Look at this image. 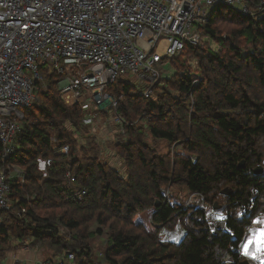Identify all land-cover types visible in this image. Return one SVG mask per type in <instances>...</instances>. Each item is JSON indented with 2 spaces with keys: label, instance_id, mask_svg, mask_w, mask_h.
<instances>
[{
  "label": "trees",
  "instance_id": "obj_1",
  "mask_svg": "<svg viewBox=\"0 0 264 264\" xmlns=\"http://www.w3.org/2000/svg\"><path fill=\"white\" fill-rule=\"evenodd\" d=\"M201 35L170 59L175 73L162 78L156 99L130 95L123 77L109 86L127 123L113 143L123 175L100 157L85 110L67 105L61 75L41 67L45 85L37 82L36 101L23 109L24 127L6 161L0 142V173L17 165L28 174L25 183L7 179L11 206L1 212L0 264L25 245L46 248V259L72 250L77 264H102L94 260L91 239L104 227L112 241L108 264L244 259L242 247L264 217V17L218 6ZM149 136L178 143L176 154L161 153ZM64 145L67 154L55 152ZM48 158L53 164L45 174L40 159ZM168 186L199 193L206 207L172 203ZM209 207L224 215L223 226ZM178 225L185 231L181 243L162 240L163 228Z\"/></svg>",
  "mask_w": 264,
  "mask_h": 264
},
{
  "label": "built area",
  "instance_id": "obj_2",
  "mask_svg": "<svg viewBox=\"0 0 264 264\" xmlns=\"http://www.w3.org/2000/svg\"><path fill=\"white\" fill-rule=\"evenodd\" d=\"M218 6L242 16L264 17V0H0L3 160L10 157L15 137L24 127L23 109L36 101L42 66L61 75L60 89L68 106L76 105L88 91L91 98L84 101H92L97 109L107 105L117 133H125L126 120L117 110L120 97L109 86L123 77L132 86L130 95L156 99L162 84L159 67L180 55L186 42L201 41V28ZM161 43L164 54L158 51ZM193 84L199 85V79ZM177 147L175 143L173 151ZM55 152L67 154L69 146ZM52 164V158L40 159L39 167L47 174ZM66 176L70 183L75 181L70 171ZM9 177L25 183L28 174L17 165L0 173V223L1 212L11 206ZM171 196L165 191L167 199ZM76 256L68 250L35 264H77Z\"/></svg>",
  "mask_w": 264,
  "mask_h": 264
},
{
  "label": "rangeland",
  "instance_id": "obj_3",
  "mask_svg": "<svg viewBox=\"0 0 264 264\" xmlns=\"http://www.w3.org/2000/svg\"><path fill=\"white\" fill-rule=\"evenodd\" d=\"M226 8L230 9L229 7H226ZM213 45H215V44H213ZM158 51L161 54L165 53L166 48L164 46V43H161L159 45ZM194 66H195V62L192 63V67L193 68H194ZM159 70L162 73V78L163 79H169L175 73V68L170 63V59L166 60V62H164V64L161 67H159ZM195 79H198V78H195ZM61 80L62 79H60V81ZM42 82H43V85H45V81L42 80ZM43 85H42V87H43ZM59 87H60V82H59ZM37 91L35 93L36 96H37ZM83 93H84L83 95H84L85 99L91 98L90 92L84 90ZM72 105H74V104H72ZM76 106H78V105H74V106H72V108H76ZM80 106L85 110V113H86L85 117L88 119V122H86L87 123V128H88L87 131L90 134H93L94 136L99 137V136L102 135V136L107 138L109 136L108 133L111 132V129L115 125V122L112 119H110V118H112V113L111 112L109 113L107 105L102 107V109H100V108L97 109L95 107V105L92 103V101H84V102H82L80 104ZM95 122H97L96 125H94ZM94 127L96 129H94ZM97 127L100 128V130L107 129L108 131L107 132H103V134H99L98 133L99 129H97ZM81 132L84 133V130H82ZM115 134H117V133H115ZM78 136L80 137V134ZM148 138H149V142L151 144H154V145L159 147L161 153H167L168 151H172L171 153L173 155L176 154V152H173V146L168 144L166 141L154 140L151 136H149ZM114 152L117 153L116 150ZM117 171H119L120 174L123 175V174H125L126 167H125L124 171H122V170H117ZM168 190L170 192H172L171 198L168 199L172 203L183 204L184 208H189L191 206H197L199 208L202 205H204V207H206V204H205V201H204L203 198H201L199 196L196 197L194 195V192L189 191L185 187L168 186V187H166V192ZM209 213L211 215H213L212 218L215 220L216 225L223 226V219H220V218L221 217L224 218V215H222L221 213H216L215 214L213 212L212 207H209ZM97 226L98 225H93V229H95ZM184 235H185V231H184L183 227L180 226V225L176 226L175 229L163 228L160 231V237L162 238V240L175 242L177 244L181 243V241L184 238ZM91 242H92L91 243V247H92V249L94 251V255H93L94 260L99 261L102 264H108L107 259L105 257V252L110 246H112V241L110 239L109 228L108 227H104L103 233L102 234H97L96 236H94L91 239ZM41 248L46 249L44 247H37L35 249H41Z\"/></svg>",
  "mask_w": 264,
  "mask_h": 264
},
{
  "label": "crops",
  "instance_id": "obj_4",
  "mask_svg": "<svg viewBox=\"0 0 264 264\" xmlns=\"http://www.w3.org/2000/svg\"><path fill=\"white\" fill-rule=\"evenodd\" d=\"M84 100V97H80L79 102H76L75 104H81L82 102H84ZM96 123L97 122H95L94 125H96ZM95 127L94 129H96ZM117 128L118 127L114 125V127L111 129V132L108 133L109 136L107 138L102 135L99 137L95 136L96 144L99 147L100 157L103 158L104 161H106L111 167L115 168L116 170L124 171L125 164L123 163L121 157L114 152L115 149L112 144L117 141ZM97 129H99V134H103V132L108 131L107 129L100 130V128L98 127ZM82 140L83 143H85V139L83 138ZM245 245L249 247V250L252 253L258 254L259 258L254 259L245 256L243 254ZM242 254L244 259L249 260L252 264H264V217L256 222L255 227L253 228L251 234L242 247ZM42 259H46V253L43 248L32 249L28 245H25L21 249L9 252L2 264H35L37 261Z\"/></svg>",
  "mask_w": 264,
  "mask_h": 264
},
{
  "label": "snow or ice",
  "instance_id": "obj_5",
  "mask_svg": "<svg viewBox=\"0 0 264 264\" xmlns=\"http://www.w3.org/2000/svg\"><path fill=\"white\" fill-rule=\"evenodd\" d=\"M220 219H223L222 217L220 218ZM251 243V242H250ZM258 252H259V250H258ZM243 254L245 255V256H248V257H250V258H259L258 257V254H254V253H252L250 250H249V247L247 246V245H245V247H244V249H243Z\"/></svg>",
  "mask_w": 264,
  "mask_h": 264
},
{
  "label": "water",
  "instance_id": "obj_6",
  "mask_svg": "<svg viewBox=\"0 0 264 264\" xmlns=\"http://www.w3.org/2000/svg\"><path fill=\"white\" fill-rule=\"evenodd\" d=\"M257 171L260 172V171H261V168L258 167V168H257ZM238 264H251V263H250L249 260H247V259H243V260H241Z\"/></svg>",
  "mask_w": 264,
  "mask_h": 264
},
{
  "label": "bare ground",
  "instance_id": "obj_7",
  "mask_svg": "<svg viewBox=\"0 0 264 264\" xmlns=\"http://www.w3.org/2000/svg\"><path fill=\"white\" fill-rule=\"evenodd\" d=\"M67 99H68V101L73 102V97H72L71 95H69V96L67 97Z\"/></svg>",
  "mask_w": 264,
  "mask_h": 264
}]
</instances>
